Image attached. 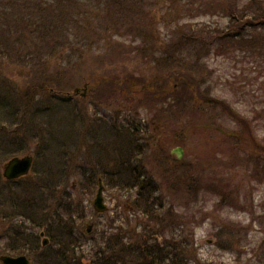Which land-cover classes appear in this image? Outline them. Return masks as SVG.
<instances>
[{"label": "rangeland", "instance_id": "obj_1", "mask_svg": "<svg viewBox=\"0 0 264 264\" xmlns=\"http://www.w3.org/2000/svg\"><path fill=\"white\" fill-rule=\"evenodd\" d=\"M88 1L97 4L96 0H83V3ZM222 1L237 2L239 10L250 4L245 21L252 18V12L264 9V0H144L140 14L118 8L116 4L110 9L105 4L101 9L90 7L99 13L105 26L97 27L99 22L82 16L81 22L72 28L75 54L67 44L69 39L61 36L55 48L64 43L66 52L59 54L60 49L47 48L39 57L47 63L41 69L61 79L59 88L49 83L43 90L38 86L42 79L31 66L0 56V125L10 131L0 132V255L10 240L5 236L10 224L5 215H12L25 227L33 225L48 238L46 245L50 243L45 231L36 226L40 216L27 218L28 209H12L1 194L3 188L10 187L4 183L10 180L4 176L5 164L13 156L31 154L37 163L36 174L44 177L55 169L46 181L53 177L52 182L65 187V193L72 197L76 218L70 225L84 228L88 233L83 239L87 241L86 251L93 246L92 238H97V242L101 232L111 230L113 225H122L131 234L132 242L139 241L138 231L149 225L163 229V235L158 233L159 241H164L165 235L167 242L172 236L190 242L188 253L192 264H264L263 27H247L246 36L253 42L236 38L225 47L211 45L208 54L206 48L192 54L189 44L181 43L178 49L183 54V65L172 66L170 71L182 72V77L186 73L195 77L194 84L199 87L197 95L204 104H197L193 97L185 112L176 115L169 104L170 91L159 99L146 97L148 83L145 81H154L156 75L164 77L170 66L165 61V65H159L156 58L172 50L171 42L178 40L177 35L183 30L201 31L207 36L209 30L215 33L229 28L228 5ZM203 2V8L198 9ZM17 8L15 5L14 9ZM79 11L82 8H75L73 14ZM8 12L3 10L2 15L7 16ZM140 17L147 18L146 25L134 30L148 32L147 38L135 37L125 19L138 24ZM108 19L119 21V28L107 29ZM75 35L84 38L83 48L77 46ZM69 50H72L71 61H68ZM197 53L202 54L199 61ZM132 73L145 82L141 81L138 93L126 84L103 85L104 91L113 90V93L100 98L90 89L100 76L120 80ZM86 84L88 95L83 96ZM175 86L176 90L182 88L179 84ZM78 87L81 90L75 93ZM27 88L35 91V108L23 114L41 129L40 143L13 133L21 127L18 119L24 115L14 119L11 114L20 106L24 109L21 94ZM53 97L57 98L53 100ZM94 118L101 119L103 124L99 125ZM126 126L141 128V143L145 148L134 163L141 165L140 169L143 166L158 186V200L163 203L158 215L137 213L134 209L138 189L119 186L122 180L116 171L101 172L110 157H119L124 151L121 143L125 146V138L131 140L130 131L128 136L123 134L121 127ZM7 144L11 147L5 151L1 147ZM101 160L105 166L97 168ZM77 165L78 169L74 168ZM92 166L98 173V182L90 189L89 179L83 173L93 172ZM132 173L125 170L122 175L128 178ZM110 177L115 180L108 181ZM100 187L105 209H97L95 205ZM44 192L48 200L49 193ZM64 219L69 222L68 215ZM41 232L42 246H45ZM123 241H130L129 235ZM91 263L85 261V264ZM0 264H3L1 259Z\"/></svg>", "mask_w": 264, "mask_h": 264}, {"label": "trees", "instance_id": "obj_2", "mask_svg": "<svg viewBox=\"0 0 264 264\" xmlns=\"http://www.w3.org/2000/svg\"><path fill=\"white\" fill-rule=\"evenodd\" d=\"M96 1L97 4L92 3L93 1L91 3L89 1L88 3H83V0H7L6 2L0 0V56L6 55L15 59L16 62L23 61L31 66L33 72L38 73L37 75L42 79V82L39 83L38 86L43 90L47 88L46 85L49 83L51 86L57 84L56 87H61L59 83L61 79H59L57 74L51 72L46 73V71L41 69V67L47 63H44V60H40L41 58L39 59V57L41 54L46 53L44 51L47 50V48L60 49L59 54L66 52L67 47L62 45L64 43H60V46L55 48L59 43V37L64 36L66 40L69 39L67 44L70 46L69 48L74 51L76 48H72L73 39L71 40V38L74 36L73 33L75 34V32L72 28L73 24L79 21L81 22L82 16L86 15L88 18H91L90 20L93 19L99 22L97 27L105 26L106 23L101 20L99 13H96V11L90 9V7L101 9V5L105 4L109 5L110 9L116 4L118 8L129 9L133 13L136 11L137 14H140L139 10L141 11L144 5V0H124L123 2L120 0H103L105 2ZM225 3L228 5L229 11L227 15L231 18V25L228 29L215 33L209 30L206 32L208 38L203 34L204 32L195 30L191 32L183 30L177 35L178 40L176 41H173L175 38L172 35V50H166L162 57L156 58L159 65H165L164 61L170 65L168 66L167 74L164 75V77L163 75L159 77L154 75V81H145L148 83H146L148 91L146 97H155V99H159L166 96L170 91L172 94L171 97H168L171 99V103L169 104L171 105V111L176 115H182V113L185 112L187 103L193 102V97H196L194 100L196 102L198 101L197 104H204L202 97L199 98V95H197L199 94V87L194 84L195 77L190 73H186L182 77V72L178 74L170 71L172 66L176 65L180 67L183 65V54H180L181 49H178L181 43L184 41L187 42L191 47L188 50L192 54L197 50L206 49L208 54L210 53L211 45L225 47V45H231L232 42L236 41V38L241 40V42L252 41L251 38H247L245 33L249 25L255 28L258 26L260 28L263 27L261 29H264V9L256 10L255 13L252 12V18L250 17L251 19H249V21H245L244 18L249 16L248 12L251 9L250 4L243 8L244 10H239L240 6L237 2L232 3V1H228ZM15 5L18 6L17 9H14ZM203 5L204 2L198 6V9L203 8ZM75 8H82V11L74 15L73 12ZM3 10H8L9 15L3 16ZM145 16H147V13ZM107 17H109V15H107ZM125 19L129 24V31H132L131 33H133L135 37L141 36L144 38L147 36L148 32L140 33L134 30L137 28L141 29V27L146 25V17L138 18V24L130 23V19ZM108 20L110 21L107 29L117 30L116 28H119V21L116 19ZM131 21L134 22L132 14ZM241 22L245 23L242 24ZM239 23L242 25H239ZM75 37H77L75 38L77 46L83 48L84 45H86L84 38L76 35ZM71 51L69 50L68 52V61L72 60ZM76 52L74 51L73 53L75 54ZM198 54L199 53L195 55L199 56V61L202 54ZM43 57L45 58L46 55ZM113 78L114 77L108 75L100 76L93 83V88L90 89L93 90L97 97L100 95V98H105L106 95L112 94L113 90L109 91L106 89L104 91L103 85H118L121 87L126 84V86L133 87L138 93L141 90V81L144 82L139 75L133 73L124 78H120V80ZM175 84H179V86L182 87L178 89L179 92L176 90L177 86H175ZM34 92L35 91H32L31 88L25 89L23 94L19 91V94L23 96L21 98L24 109H21L20 106L14 114H11V117L13 116L15 117L14 119H18V116L21 117L24 112L26 113L28 110L35 108V103H33ZM15 93L18 95V92ZM16 94H11V96L16 97ZM54 98L57 97H53L52 99L54 100ZM222 106L225 107V104H222ZM205 108H207V106H205ZM19 112H21V114H19ZM18 120L21 127L19 129H14L13 133L17 134V137H22V139L25 140L28 139L29 136L32 140L34 139L37 143H40L42 140V131L35 124V121L29 116L27 117L26 114ZM93 120L97 121L99 125L103 124L99 118H94ZM121 128L125 136H128L127 132L130 131L131 140L125 138V146L121 143L124 151L119 157L114 154L116 156L110 157L106 162L107 166H105L101 160L97 168L104 165L105 167L101 168L103 174H112L111 172L115 171L118 172L122 180L118 183L119 186H126L128 189H138L139 196H135L136 207L134 209L137 213L150 216L158 215L163 205V203L158 200V186L154 179L147 175L143 166L142 169H140L141 165L134 163L139 155L144 152L145 148L141 143L143 138L140 134L141 128L135 127L130 129V127L127 126ZM6 131L10 133V131L5 130V127L0 125V132L6 134ZM10 147L11 145L7 144L1 148L7 151L8 149L6 148ZM63 161L67 160L63 159ZM36 164L37 163H34L33 170L29 175L15 180H5L4 183L10 184V187L3 188L1 194L2 198L4 196V199L8 201L7 204H9V202L11 203L12 209H19L20 211L28 209V212L25 211V216L27 218L32 217L36 219L40 216L39 218L41 221H35L36 226L45 231V234L50 238V243L46 246H42L41 231H36L33 225H31V227H25L23 224L17 223L14 217L12 218V215H5L4 217L10 223L5 236H8L10 240L4 248V253L11 255L26 254L31 259L32 264H85V261H91V264H192L193 259L188 253L190 242L183 241L181 238L174 236L167 242L166 239L168 238H165V235L163 236L164 241H159L158 233L163 235V229L158 227L151 228L149 225H145L142 227L141 231H138L140 237L137 242L131 241V234L125 232L122 225H113L111 226V230H104L101 232L97 242V238H92L91 241L93 242V246L86 251L85 245H87V241L83 239L88 233L84 228L78 229L74 225H70V221L76 218L73 213L74 209L72 206L74 203L72 197L65 193V187H60V185L52 182L53 177L52 179L50 178L51 181H46L49 180L50 173H53L55 169L49 170L47 176L41 177L36 174ZM76 167L78 169L79 165L74 166V168ZM48 168L46 169L47 171ZM94 168L95 167L92 166L91 170L93 172L83 173V175L89 179L87 187L90 189L98 182V173ZM125 170L128 172L132 171L133 173L126 178L122 175ZM60 171H64V168H60ZM109 180L115 179H111L110 177L108 181ZM44 191L49 193L48 200L44 198L46 195ZM58 194L61 195L59 198L57 197ZM66 215L69 216V222H67V219H64ZM128 235L130 241H123L124 238H128Z\"/></svg>", "mask_w": 264, "mask_h": 264}, {"label": "water", "instance_id": "obj_3", "mask_svg": "<svg viewBox=\"0 0 264 264\" xmlns=\"http://www.w3.org/2000/svg\"><path fill=\"white\" fill-rule=\"evenodd\" d=\"M88 84L83 88V95L87 93ZM81 90L80 87L75 88V93ZM179 155L182 154L181 150H177ZM34 162V157L31 154H26L24 156H14L12 157L4 166V176L10 180L17 179L22 176L28 175L32 169ZM95 205L97 209H105V204L103 203L102 187L99 188L97 198L95 200ZM44 236V232H41ZM49 242L48 238H44L43 244L46 245ZM0 259L4 264H31L30 259L26 255H10L1 254Z\"/></svg>", "mask_w": 264, "mask_h": 264}]
</instances>
